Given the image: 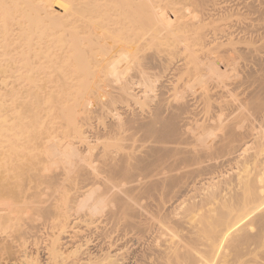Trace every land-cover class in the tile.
Here are the masks:
<instances>
[{
  "label": "bare ground",
  "instance_id": "obj_1",
  "mask_svg": "<svg viewBox=\"0 0 264 264\" xmlns=\"http://www.w3.org/2000/svg\"><path fill=\"white\" fill-rule=\"evenodd\" d=\"M0 167V264H264V0H0Z\"/></svg>",
  "mask_w": 264,
  "mask_h": 264
},
{
  "label": "rangeland",
  "instance_id": "obj_2",
  "mask_svg": "<svg viewBox=\"0 0 264 264\" xmlns=\"http://www.w3.org/2000/svg\"><path fill=\"white\" fill-rule=\"evenodd\" d=\"M56 8H59V7L56 6ZM38 168H40V167H38ZM2 169H3V167H0V170H1L0 172H2V171L4 172V170H2ZM42 169H43V168H41L40 171H41ZM51 169H53V167H52ZM42 171H43V170H42ZM42 171H41V172H42ZM3 172H2V173H3ZM43 172H44V171H43ZM2 173H0V176H2V177H0V180H1V178H2V179L4 178L3 175H6V173H5V174H2ZM45 173H48L47 170L45 171ZM1 174H2V175H1ZM10 175H11V173H10ZM12 175H14V174H12ZM25 176H26V175H24V178H25ZM11 177H13V178L15 179L14 176H11ZM11 177L9 176V177L7 178V176H5V178H7V179H5V180L8 181V179H10ZM13 178H11V179H10L11 182H9V183H7V184L4 183V182H6V181H4V180H1V181H3L2 183H1V181H0V192H1V191H2V192H4V191L6 192V189H7V192H6V193L4 192V193H1V194H0V199H2V198H8V199H9V198H11V197L14 196L13 199L10 200V201H14V202H12V203L18 204V203L20 202L19 204H24V203H27L26 201H28L27 199H29V198H32V200H33V198H34V199H35L34 201H41V199H42V201H43V199L47 198L48 194H51V193H52V192H50L52 188H50V190H49V188L47 189V187H46V188L44 189L45 191H44V190L41 191L42 193L44 192L43 194H41V193H39V192H38L39 194L36 193L37 196H40V197L37 198L36 194H34V196H33V193L30 192V191H28V192L26 191V193H25V191H24L23 189H22V191L19 190V189H17V190H19V192H18L17 190L15 191V189H12V188H13V187H16V186H14V185L11 186V185L13 184V181H14V180L12 181ZM26 178H27V177H26ZM26 178H25V180H26ZM22 179H23V177H22ZM11 183H12V184H11ZM1 184H2L3 186H1ZM8 184H9V185L11 184V185H10V187H11L10 189H9ZM6 185H7V186H6ZM5 186H6L7 188H6ZM1 188H2V189H1ZM4 188H6V189H4ZM16 188H17V187H16ZM20 189H21V188H20ZM3 190H4V191H3ZM8 191H9V192H8ZM20 191H21V192H20ZM23 191H24V192H23ZM11 192H12V193H11ZM45 192H46V193H45ZM19 193H20V195H21V194L23 195V196L21 195L22 197H20V198L18 197V196H20ZM23 193H25V195H24ZM27 193L29 194V196H28ZM5 194H6L8 197H7ZM8 194H9V195H8ZM30 194H31V195H30ZM45 194H47V196H46ZM1 195H2V196H1ZM3 195H4V196H3ZM11 195H12V196H11ZM15 195H16V196H15ZM41 195H42V196H41ZM5 196H6V197H5ZM9 196H11V197H9ZM26 196H27V197H26ZM49 196H50V195H49ZM17 197H18L19 199H18ZM26 198H27V199H26ZM36 198H37L38 200H37ZM21 199H22V200H21ZM39 199H40V200H39ZM15 200H17V201L20 200V201L16 202ZM23 200H24V202H23ZM45 200H46V199H45ZM21 201H22V202H21ZM1 207H2V206H1ZM4 207H5V205H4ZM6 207H7V206H6ZM17 208H18V207H17ZM17 208L15 207V209H16V211H17L16 213H15V212L10 213V216H8L7 219H4L5 222H3V223L1 222L2 225L0 224V239H2V237H3V235H4L3 238H5V236H6L7 238L10 237V238L14 239V241H15V243H12V244H11L12 247H11V245L7 247V248H9V250L6 249L5 251H1V252H0V254H2V256H3V253H2V252L5 253L4 257L8 256V254L11 255V253H12V249H13V246L17 245V243H18V241H17V239L19 240L18 236H17V237L14 236V235H17V232H15V231H17L16 228H15V227H16L15 225H18V224H16V222H17V223H18V222L20 223V222L22 221V222L25 223V222L28 221V219L30 220L31 217H32V218L34 217V216H31V215H30V217H29V214H31V211H32V210H30V211L27 210V211H26L27 213H25V211H24L23 209H21V207H20V209H19V208L17 209ZM3 209H4V208H3ZM19 210H20V212H19ZM21 210H22V211H21ZM23 211H24V212H23ZM28 211H29L30 213H28ZM7 212H8V210H7ZM22 212H23L24 214H23ZM32 213H33V211H32ZM18 214H19V215H18ZM21 214H23V215H21ZM33 214L35 215V213H33ZM13 215H14V216H13ZM27 215H28V216H27ZM22 216H23V217H22ZM9 217L11 218V221L8 220V219H10ZM25 217H27V218L25 219ZM22 218H24L25 220L22 219ZM13 219L16 221L15 224H14V220H13ZM17 219H18V220H17ZM7 220H8V221H7ZM6 222H7V223H6ZM22 222H21V223H22ZM9 223L12 224L13 226L10 225ZM21 223H20V225H22ZM24 223H23V224H24ZM3 226H4V227H3ZM10 227H11V229H10ZM18 227H20V226H18ZM10 231H11V232H10ZM3 232H5V233H3ZM8 232H9V233H8ZM11 233H12V234H11ZM13 234H14V235H13ZM9 235H10V236H9ZM16 241H17V243H16ZM14 244H15V245H14ZM10 247H11L12 249H11ZM1 250H2V249H1ZM14 251H15V247H14L13 253H14ZM10 252H11V253H10ZM14 254H15V253H14ZM14 254H13V256H14ZM11 256H12V255H11ZM11 256H9V257H11ZM9 257H7V258H9ZM11 258H12V257H11ZM14 258H15V256H14Z\"/></svg>",
  "mask_w": 264,
  "mask_h": 264
}]
</instances>
